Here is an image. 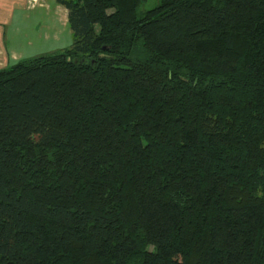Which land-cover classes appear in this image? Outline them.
Listing matches in <instances>:
<instances>
[{
  "label": "trees",
  "instance_id": "trees-1",
  "mask_svg": "<svg viewBox=\"0 0 264 264\" xmlns=\"http://www.w3.org/2000/svg\"><path fill=\"white\" fill-rule=\"evenodd\" d=\"M140 1L0 67V264H264V0Z\"/></svg>",
  "mask_w": 264,
  "mask_h": 264
},
{
  "label": "crops",
  "instance_id": "crops-1",
  "mask_svg": "<svg viewBox=\"0 0 264 264\" xmlns=\"http://www.w3.org/2000/svg\"><path fill=\"white\" fill-rule=\"evenodd\" d=\"M66 15V9L54 0H0V67L23 56L44 52L46 42L52 39L59 41L67 29ZM27 23L32 27L24 30ZM6 26L9 30L4 28ZM20 27L22 32L26 31L24 38L21 40L17 35L13 38L14 34L10 38L21 40L22 48H6L5 40L9 37L6 32L15 33Z\"/></svg>",
  "mask_w": 264,
  "mask_h": 264
},
{
  "label": "rangeland",
  "instance_id": "rangeland-1",
  "mask_svg": "<svg viewBox=\"0 0 264 264\" xmlns=\"http://www.w3.org/2000/svg\"><path fill=\"white\" fill-rule=\"evenodd\" d=\"M158 3H159V0H142L137 5L136 12L137 13L143 12V11H145L147 9H150V8L156 6ZM12 26H14V23H13ZM24 27H25L24 30H28L29 27H32V25L30 26V24L27 23V24L24 25ZM4 28L7 29L8 27L6 26ZM66 28L67 29H66L64 35L61 36V39H59V41L57 40V42H56V41H54L52 39L49 42H46V45L44 46V52H40V53L60 51V50H63L64 48L68 47L70 45L71 38H70V31L68 30L67 26H66ZM8 30H9V28H8ZM22 31H23V29L20 27L19 30L15 31V33H9L8 31L6 32V35L9 36L8 39L5 40L6 48H8V47H10L11 49L22 48V45H21L20 41L22 40V38H24L23 35L26 34V31L25 32H22ZM12 34H14L13 38L17 35L16 37L17 38H21V40H19V39L11 40L10 35H12ZM37 43H39V42H37ZM35 51L37 52V50H35ZM40 53H38V54H40ZM33 55H37V54H31V55L23 56L22 58L30 57V56H33Z\"/></svg>",
  "mask_w": 264,
  "mask_h": 264
}]
</instances>
